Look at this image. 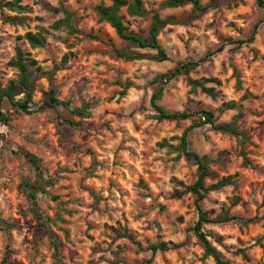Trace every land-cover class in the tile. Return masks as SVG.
Segmentation results:
<instances>
[{
	"label": "rangeland",
	"instance_id": "374dc122",
	"mask_svg": "<svg viewBox=\"0 0 264 264\" xmlns=\"http://www.w3.org/2000/svg\"><path fill=\"white\" fill-rule=\"evenodd\" d=\"M163 1L142 4L162 19L177 20L157 37L168 60L127 62L114 53L127 42L98 21L96 7L109 0H20L19 12L2 8L0 0L2 88L17 79L10 66L16 47L35 61L29 70L30 113L2 105L7 123L0 122V264H54L51 239L61 243L62 264H215L192 231L198 218L194 197H173L184 189L180 184L195 182L196 166L159 146L165 140L177 147L192 121H158L150 107L157 76L204 57L189 74L163 86L159 104L171 112L210 110L218 124L242 114L238 125L248 134L245 143L209 126L193 129L188 143L212 161L206 186L227 176L238 186L211 191L201 201L210 218H238L205 224L208 241L231 264H264V9L256 0H218L193 16L190 5L166 9ZM64 10L69 27L54 29ZM121 14L129 31L147 35L149 18L128 17L124 9ZM41 30L46 43L33 49L23 37ZM188 80L212 88L216 98L200 88L192 91ZM126 83L131 88L121 95ZM50 87L67 108L40 109ZM85 103L91 107L83 118L70 113ZM66 118L82 124L70 126ZM242 147L251 166L243 165ZM24 154L34 156L40 170ZM25 183L39 187L35 201L42 222ZM125 233L134 242L122 238ZM159 243L169 248L147 249Z\"/></svg>",
	"mask_w": 264,
	"mask_h": 264
},
{
	"label": "trees",
	"instance_id": "16d2710c",
	"mask_svg": "<svg viewBox=\"0 0 264 264\" xmlns=\"http://www.w3.org/2000/svg\"><path fill=\"white\" fill-rule=\"evenodd\" d=\"M4 3L1 5L2 8H5L9 11L19 12L21 11V6L19 5L20 0H12L5 2L6 0H1ZM218 0H210L207 4H202L200 0H164L162 6L166 9H176L190 5L191 14L199 15L205 13L211 5L216 3ZM109 5L100 4L96 7V14L98 21L101 23L107 24L116 34V36L127 42V47L122 49H114V53L119 59L124 61H136V60H148L162 62L168 60L166 51L158 42V35L160 31L169 24H177V20L169 16L165 19L160 18L158 13H151L147 11L142 4V0H109ZM257 6L261 9H264V0H256ZM125 10L128 17L135 18H149V28L146 36H142L137 33H133L128 30L124 24L125 16L121 14L122 10ZM65 18L56 22L53 25L54 29H60L62 27H69V18L70 13L63 11ZM13 21L17 22V18H12ZM257 27L255 26L249 42H251L256 34ZM46 32L44 30L38 31L36 33H26L24 35V40L28 45L33 48H42L46 43ZM84 37L91 39L93 41H98L104 43V40L96 35L86 34ZM242 43V42H239ZM131 48H136L140 50H153L155 54L153 56L141 54L131 50ZM223 50V46H220L216 51L220 52ZM206 57L199 59L196 62H186L179 63L170 71L157 76L153 80L154 85L159 86L155 88L151 99L150 107L157 115L158 121H168V122H179L185 120H191L192 124L184 130L181 137L179 138V144L177 147H172L163 140L159 146L167 148L171 151H178L179 155L183 156L186 160L193 163L196 166V180L191 185L184 186L182 191L175 190L173 192L174 198H180L185 194H191L194 197V205L197 210V221L195 222L192 231L201 243L204 255L213 259L215 264H231L228 260H223L219 252L212 246L208 241L207 236L203 232V226L205 224H222L231 221H238L236 217H230L228 214L223 216H217L216 218H210L208 214L202 211L200 207L201 201L205 196L211 191H218L227 186H232L234 190H237V182L233 180L232 176L223 177L216 181V183L206 186L205 181L207 178L212 176L210 171L211 160L206 156H199L195 152L189 149L188 137L189 133L196 128H201L203 126H209L214 132L228 135L239 140L241 143H245L248 140V134L241 130L238 125V120L242 116L239 113L234 117L229 123L218 124L216 123L215 116L213 112L207 109H199L196 111H184V112H171L164 109L159 101L164 90L163 86L166 83L176 79L181 75L189 74L194 68H196L201 62L205 61ZM35 65V61L29 59L28 55L25 54L20 47L15 48L14 57L10 62V66L18 72L17 79L15 81H9L7 86L2 88L0 82V122L7 123V118L2 112V105L4 102H8L10 106L16 108L23 113H30L29 106L31 103L32 95L34 92V79H31L29 70L32 66ZM52 77H49V82L52 84ZM208 83L217 84V80L208 79L205 80ZM188 84L191 87V90L194 91L196 88H200L202 92L209 95L212 99L216 98V94L212 88L204 87L202 82L196 80H188ZM122 85V84H120ZM124 88L121 95H124L125 91L131 88V83H126L122 85ZM45 100L43 101L40 109H49L56 110L58 107H68L66 102H62L57 98V91L50 87L46 93ZM91 107V104L85 103L80 109H73L70 113L75 116L84 117L85 112L88 111ZM64 122L70 126H79L82 124V121L76 122L72 119H64ZM241 155L243 156V165L251 166V161L247 158V153L242 147ZM24 157L32 164L36 170H40L39 161L32 155L24 154ZM25 186L28 187L29 193L28 197L33 202V212L34 215L41 222L40 215H37V203L35 201L37 191L39 187L37 185L25 183ZM56 199V198H55ZM122 238H127L130 241L134 242V238L129 234H123ZM50 245L53 248V261L54 264H62V258L60 255L61 243L57 240L51 239ZM166 243L152 244L147 249L153 253L157 251H166L168 249ZM240 253H243L242 251Z\"/></svg>",
	"mask_w": 264,
	"mask_h": 264
}]
</instances>
